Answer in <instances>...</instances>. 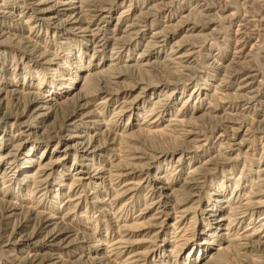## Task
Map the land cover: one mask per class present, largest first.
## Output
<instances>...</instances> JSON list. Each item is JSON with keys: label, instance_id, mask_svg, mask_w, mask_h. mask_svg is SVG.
<instances>
[{"label": "rangeland", "instance_id": "374dc122", "mask_svg": "<svg viewBox=\"0 0 264 264\" xmlns=\"http://www.w3.org/2000/svg\"><path fill=\"white\" fill-rule=\"evenodd\" d=\"M88 2L115 9L96 20L84 8L83 18L102 29L96 43L89 31L39 26L23 1L0 0L14 12L5 21L11 33L0 39L11 115L0 123V157H7L0 202L19 206L10 217L0 203V264L29 254L52 255L58 264H264V203L256 205L264 201V0ZM56 89L58 101L77 110L72 120L58 107L44 119V102L31 104L32 92L44 98ZM86 136L103 147L84 159L77 147ZM66 146L74 148L64 155ZM58 158L42 184L24 183L39 163ZM96 169L102 174L92 177ZM163 176L168 184L158 181ZM216 200L232 204L218 202L211 217ZM31 207L57 219L30 246L13 248L9 241L38 229L36 220L25 222ZM51 230L58 237L50 242ZM96 256L104 259L93 263Z\"/></svg>", "mask_w": 264, "mask_h": 264}, {"label": "bare ground", "instance_id": "6f19581e", "mask_svg": "<svg viewBox=\"0 0 264 264\" xmlns=\"http://www.w3.org/2000/svg\"><path fill=\"white\" fill-rule=\"evenodd\" d=\"M2 1H5L6 2V0H2ZM9 1V0H8ZM12 1H15V3H17L18 1H23L25 4H26V6H24L23 7V9H28V11H27V14L30 12V17H33V19L34 20H36V22H38V24H39V26H41V25H47V26H53V24H54V26H55V28H61V30L62 29H67L68 28V31H71V32H73V30H75V29H79L80 31H83L84 33H88V31L90 32L88 35L90 36V38H89V40L91 41L92 40V42L93 43H96V41H97V39H98V35H99V32L102 30L100 27H96V28H93L92 27V25L94 24V23H96V21H94V23H92V22H87L84 18H83V10H84V8L85 7H87V9H90L89 11H91V12H93L94 13V15L92 14V17L94 16L95 18H96V20L98 19H100V20H104L105 18H107V17H112V16H103V13L104 12H108L109 14L110 13H112V12H114V6H112L110 9H108V8H106V7H104L103 5H99L98 6V8H95V9H92V7H96L97 5L96 4H94V3H86V5H83V4H85V1L86 0H82V1H80V5L79 6H77V7H75V5H76V2H78V1H75V0H70V2H68V1H60V2H58V1H54L53 3L54 4H52L51 6H49V7H47V8H43V6H44V4L45 3H47V1L48 0H39L38 2H31V3H29L28 1L29 0H12ZM52 2V1H51ZM74 5V8H64V6L66 7V5ZM6 6V4L4 5V3H2V4H0V18H3L4 20H3V23H2V20L0 21V39H2V38H4L6 35H8V34H10L11 33V31H12V29L13 28H11V26H6V18H11V16H13L14 17V12L13 11H11V10H7V8L5 7ZM12 8H14V6L12 7ZM22 8V7H21ZM78 8V11L75 13V12H73V15L71 14V16H68V18H66V19H63V20H57L58 19V16H59V14H60V12H63V11H68V10H75V9H77ZM25 10H22V11H20V19H23L24 17H26V14H24V15H22L23 13H24V11ZM46 13H55V14H50V15H48V16H44V14H46ZM74 13H75V15H74ZM19 15H17V16H19ZM57 17V18H56ZM30 20L31 19H29L28 21H25V24H28V23H30ZM57 21H60L59 23H57ZM22 22V21H21ZM23 23H24V20H23ZM8 24H10V23H8ZM56 24H57V26H56ZM71 25V26H70ZM53 26V27H54ZM70 26V27H69ZM10 37H11V35H10ZM100 38H101V36H100ZM103 38H104V36H103ZM102 38V39H103ZM8 39H10L9 37H8ZM101 39V40H102ZM99 41V40H98ZM4 42L3 41H0V44H3ZM98 43V42H97ZM106 43V42H105ZM104 43V44H105ZM96 45V44H95ZM98 45H99V43H98ZM107 45V44H106ZM36 48V47H35ZM97 48V47H96ZM82 55H83V53H81L80 54V56L82 57ZM40 56H43V57H45L44 56V52L40 55ZM79 56V57H80ZM56 57V56H55ZM148 64V63H147ZM60 65V64H59ZM96 69V68H95ZM102 70H100V71H98V72H96V73H90L89 75H90V78L87 80V82H89V80H91V79H93V77H94V75L95 74H99V73H102L101 72ZM88 75V76H89ZM86 80V79H85ZM84 84V83H83ZM5 85V84H4ZM38 88H40V87H38ZM143 89V91H145V89L146 88H142ZM62 89H60V90H58V89H56V92L57 91H59V93L58 94H56V95H53V94H48L47 96H45L44 98L40 95V93H38V92H32V94L31 95H33V98H32V100H31V104L33 105V106H35V105H37V104H39V103H41V101H42V103L44 102V109H46V111H48L47 113H44V114H40V116L41 117H43L44 116V119H45V116H47V115H50V113H53L56 109L55 108H57L58 107V109H62L63 110V112H65V114H67L66 115V120L68 121V119H71L72 120V118L76 115V111L75 110H71V108H72V106L70 105V102L68 101H66V102H62V101H58V99L56 98V97H58L60 94H61V91ZM92 92V91H91ZM94 92V91H93ZM6 94H7V92H5V87H2V83H0V123H8L7 121H8V119H10L11 118V115H10V113H9V111H7V109H6V104H5V97H6ZM50 95H52L51 97H49ZM91 94H89V93H87V94H85L84 96H82V101H84V100H86V99H88L89 98V96H90ZM49 97V98H48ZM43 99H45V100H43ZM89 100V99H88ZM50 104V105H49ZM49 105V106H48ZM87 105H89V101H86L83 105H81V104H79L78 105V107L80 106V107H83L82 109H84V107L85 106H87ZM75 107V106H74ZM41 109V108H40ZM81 110V109H80ZM145 111V110H144ZM89 115V114H88ZM99 115V114H98ZM3 119H4V121H3ZM156 120V119H155ZM154 120V122L153 123H157L158 122V120H156L155 121ZM179 121V120H178ZM99 122V121H98ZM27 123V122H26ZM14 124V123H13ZM77 124V123H76ZM96 124V123H95ZM26 125V124H25ZM71 126H73V125H75V123H71L70 124ZM149 125V124H148ZM157 126H154V130H152L153 129V127H151V126H149V127H146V130L147 131H151L152 133H155V134H157L158 135V133H160V132H163L161 129H158V128H156ZM22 132V131H21ZM149 133V132H148ZM160 134H162V133H160ZM159 134V135H160ZM51 137H53V135L51 136ZM87 137V142H85V143H82V142H80L79 144H78V147H77V153H78V148H83V150H84V155H81L83 158L84 157H86V156H88L90 153H94L95 151H97V150H101L102 148L101 147H103V146H101V145H99V146H97V147H94L93 148V144H92V142L94 141V138H93V136H86ZM113 137V136H112ZM72 137H70V139H71ZM53 139V138H52ZM69 139V138H68ZM61 140V141H60ZM60 140H59V142H62V143H64L65 141H66V136L65 137H62L61 136V138H60ZM2 144H3V142H2ZM113 144V143H112ZM67 145V144H66ZM18 146H19V144H18ZM36 146H32L30 149H32L33 150V148H35ZM106 147V146H105ZM72 148H74L73 146H66L65 147V150L63 151L64 152V155H66L67 153H68V151L70 150V149H72ZM93 148V149H92ZM81 150V149H80ZM83 150H82V152H83ZM177 150V149H176ZM44 151V150H43ZM56 152L58 153V154H60L61 152H60V150L58 149V150H56ZM30 153V152H29ZM89 153V154H88ZM162 153H164L163 154V156H166L167 155V152L165 153V151L164 152H162ZM79 154V153H78ZM10 155V154H9ZM27 155H30V154H27ZM162 155V154H161ZM59 156H61V155H59ZM9 157V156H8ZM93 157V156H92ZM7 158V157H6ZM5 157L3 158L2 157V155H1V157H0V161H3V160H5L6 159ZM159 158H162V157H160V156H158L157 157V159H159ZM61 159H63V158H61ZM60 159V160H61ZM85 159V158H84ZM180 159V158H179ZM179 159H178V161H179ZM59 160V158L58 159H56L55 161H50L49 163H44V164H42V163H39V165L37 166V168L36 169H34V170H32V172L24 179H22L23 181H25L24 183H27L28 184V181H29V179H32V183L33 184H35V185H38V184H42L43 182H44V179L42 178V177H44V174L45 173H47L46 171L48 170V169H50L49 168V166L51 167L52 165H55V163H60L61 161ZM33 162H35V161H33L32 159H27L26 160V162H25V164H29V165H31V164H33ZM80 164V163H79ZM134 165V164H133ZM79 166H81V168H83L84 166L86 167L87 165H84V164H81V165H79ZM126 166V165H125ZM26 167V166H25ZM29 167V166H28ZM88 167V166H87ZM158 168L157 169H160V164H158V166H157ZM122 168H124V167H122ZM125 168H127V167H125ZM99 169V168H98ZM85 170V169H84ZM95 170V169H94ZM97 170V169H96ZM103 170V169H102ZM127 170V169H126ZM195 169H193V171H192V174L193 173H195V171H194ZM109 172V171H108ZM79 173H88V172H83V169H81V172H79ZM102 174V171L101 170H97L96 172H95V174L92 176V177H96V176H99V175H101ZM194 175H196V174H194ZM29 177V178H28ZM196 177V176H195ZM99 178H101V179H104V177L103 176H101V177H99ZM76 179H82V178H76ZM75 179V180H76ZM157 179H158V181L159 182H161V184H168V182L167 181H165L166 180V177H157ZM193 179V178H192ZM191 179V180H192ZM78 180V181H79ZM106 180V179H105ZM198 180V179H197ZM196 180V181H197ZM199 181V180H198ZM149 182V181H148ZM193 182V181H192ZM187 184H189L188 182H186ZM196 184V183H195ZM194 186V184L191 186V187H193ZM168 187V186H167ZM37 188H39V187H37ZM169 188V187H168ZM168 188H165L164 187V185H163V187H161V189H168ZM237 189V188H236ZM34 191V190H33ZM32 191V189L30 190V192H33ZM261 194V193H260ZM31 196V195H30ZM78 197V196H77ZM79 198V197H78ZM67 200V199H66ZM69 201V200H68ZM75 201V200H74ZM217 201V204L215 203V204H212V207H211V209H210V211H212V214L210 215L211 217L212 216H215L216 215V213H213V212H216V211H219L220 210V208L222 207V205H220V204H218V202H220V201H226V202H229V204H228V206H230L232 203H231V201L230 200H216ZM215 201V202H216ZM233 201V200H232ZM71 202V201H70ZM161 202V201H160ZM2 205H3V211L4 212H6V213H8V215L7 216H12V215H14V214H16V211H17V209H19V206H17L16 204L17 203H13L12 201H5V202H0ZM263 203H264V201H257L256 202V205H257V207H262L263 206ZM164 206V205H163ZM231 207V206H230ZM254 208V207H253ZM35 210V208L34 207H31V210H28V212H29V214L30 215H28V218H26V220H25V222L26 223H28L29 221H32V220H36V222H38L37 223V226H38V229L37 230H35L34 231V233H33V235H31V237L29 236L28 237V239H24L23 237L21 238L22 240H20V242H18V243H11V241H9V244H12L11 246H13V248H15V247H18V246H25V245H27V246H30L31 244H32V240L36 237V236H38L39 235V231L40 230H44L46 227H48L50 224H52L53 222L55 223V219H57V217H55V216H51V214H49V216H46V215H43L42 214V212L41 211H38L37 212V214L35 213V212H33L32 210ZM163 211V210H162ZM69 213V212H68ZM32 216H35L34 218L32 217ZM6 217V216H5ZM37 217V218H36ZM59 217V216H58ZM230 217H232V216H230ZM264 219V218H263ZM209 220L212 222L213 220H216V218L215 219H213V220H211L210 218H209ZM224 220H228V218L226 217V218H221L220 220H217V226H221L222 224H224V223H222V221H224ZM263 221V220H262ZM210 225V224H209ZM172 226H173V224H172ZM175 226V225H174ZM23 227H25V225H23V226H21V228H23ZM17 228H18V225H17ZM225 229H229V228H225ZM15 230V229H14ZM41 231V232H42ZM54 230H51V232L49 231L48 233H47V237L46 238H48L49 239V241L52 239V241H54L55 239H57V235L58 234H56V232H53ZM66 231V230H65ZM64 231V232H65ZM67 231H68V229H67ZM72 231V230H71ZM64 232H62V233H64ZM66 233V232H65ZM60 235H62V234H60ZM253 235V234H252ZM157 236V235H156ZM211 236H213V235H211ZM244 238V240H250L251 238H250V236H248V235H245V236H243ZM43 239V238H42ZM242 239V240H243ZM10 240V239H9ZM18 240V239H17ZM38 242H39V240H38ZM51 242V241H50ZM46 242H44V240H43V243L42 244H45ZM38 244V243H37ZM40 245H42L41 244V242L39 243ZM62 244V243H61ZM51 245V244H50ZM54 245V244H53ZM66 245V244H65ZM106 245V244H105ZM113 245V244H112ZM174 245V244H173ZM34 246V245H33ZM44 246V245H43ZM220 246V245H219ZM117 247V246H116ZM175 248V246H173V249ZM227 248V247H226ZM37 249V248H36ZM220 249V248H219ZM223 249H225V248H222V251H223ZM117 250H118V247H117ZM202 249H200V251H201ZM218 250V249H217ZM221 250V249H220ZM221 251V252H222ZM115 252V251H114ZM170 252L172 253L173 251H172V249L170 250ZM174 253V252H173ZM37 254H39V253H37ZM117 254V253H116ZM13 259V258H12ZM53 259V256L52 255H31V254H29L28 255V257H24V258H18V257H15L14 259H13V263L14 264H16V262H19L18 264H58V263H50L49 261L50 260H52ZM104 258L103 257H95L94 259H92V262L93 263H100V262H102V260H103ZM57 262V261H56ZM209 264H215V263H213V262H211V263H209Z\"/></svg>", "mask_w": 264, "mask_h": 264}]
</instances>
